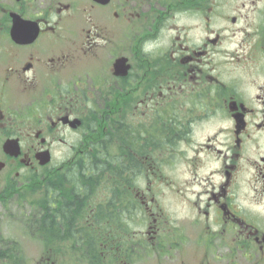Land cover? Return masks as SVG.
Wrapping results in <instances>:
<instances>
[{"label":"flooded vegetation","instance_id":"obj_1","mask_svg":"<svg viewBox=\"0 0 264 264\" xmlns=\"http://www.w3.org/2000/svg\"><path fill=\"white\" fill-rule=\"evenodd\" d=\"M118 142L81 212L66 167ZM2 188L72 210L35 264H264V0H0Z\"/></svg>","mask_w":264,"mask_h":264},{"label":"trees","instance_id":"obj_2","mask_svg":"<svg viewBox=\"0 0 264 264\" xmlns=\"http://www.w3.org/2000/svg\"><path fill=\"white\" fill-rule=\"evenodd\" d=\"M117 131L116 133H118ZM115 133V134H116ZM118 141H120L119 135H117ZM123 147L118 142L117 145L108 147L102 146L99 148L93 149V158L92 162H81L78 164L70 165L66 167L65 171H67L70 175V179L68 180L71 184L70 187H73L76 191L75 193L78 195V204H80L81 212H87L85 210V205L91 204H100L103 201L100 198L106 197V203L111 207L112 213L116 208L119 207L116 199L120 196L121 189V181L123 177L119 174L123 171H126L131 166L130 162H127L123 157ZM57 170V169H55ZM53 171V170H51ZM114 173L115 176L108 178L106 176H100V174L104 173ZM59 181V180H55ZM106 191V193H105ZM110 196V197H109ZM42 204V203H40ZM40 204L37 206L38 214L34 217L30 215L22 217L24 220V225L29 228L31 221H36V224H31L32 229H37L41 232L43 229L47 230L49 236H53L58 233V226H54L53 224L47 223L46 225H41L40 222L43 220L54 221L58 218L63 220H71L72 219V210L70 207L62 210H51L47 208L48 216H40V213L43 211L40 207ZM66 204H72L71 202H67ZM99 211V209H97ZM104 212V210H101ZM105 219L107 217H104ZM103 218V219H104ZM30 223V224H29ZM11 239H7L0 235V261L1 262H9L13 261L15 257H10L11 253H15L16 249L11 247Z\"/></svg>","mask_w":264,"mask_h":264},{"label":"rangeland","instance_id":"obj_3","mask_svg":"<svg viewBox=\"0 0 264 264\" xmlns=\"http://www.w3.org/2000/svg\"><path fill=\"white\" fill-rule=\"evenodd\" d=\"M53 152V161L49 168H46L47 170L53 169V165H55L54 168L56 169L62 156L72 155L68 149L61 147L54 148ZM166 166V170H170L168 165ZM46 169L42 170V173L47 171ZM40 198L41 196L36 194L32 195V200L30 201L22 199L19 202L7 198L0 201V235L11 239L13 242L11 247L16 249L15 253L9 255L10 257H15L13 261H0V264H35L41 251V245L38 239L30 237L28 228L24 225V220L25 216L31 215L37 209L36 207L41 203ZM31 204H34V206H31ZM22 217L24 220H22Z\"/></svg>","mask_w":264,"mask_h":264},{"label":"water","instance_id":"obj_4","mask_svg":"<svg viewBox=\"0 0 264 264\" xmlns=\"http://www.w3.org/2000/svg\"><path fill=\"white\" fill-rule=\"evenodd\" d=\"M9 149H11V148H9ZM39 158H40L39 162L41 165L47 164L50 160L49 154L47 152L40 154Z\"/></svg>","mask_w":264,"mask_h":264}]
</instances>
